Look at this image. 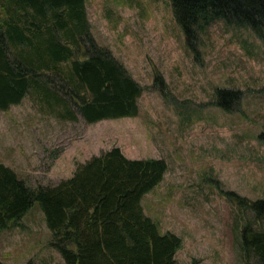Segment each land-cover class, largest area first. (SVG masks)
Listing matches in <instances>:
<instances>
[{
    "label": "rangeland",
    "instance_id": "374dc122",
    "mask_svg": "<svg viewBox=\"0 0 264 264\" xmlns=\"http://www.w3.org/2000/svg\"><path fill=\"white\" fill-rule=\"evenodd\" d=\"M85 8L95 42L143 89L137 117L88 125L71 106L72 122L30 94L0 112V163L35 188L57 185L78 164L114 147L128 159H163L164 178L141 204L161 233L181 238L177 263L258 264L244 260L241 249L242 229L254 215L228 194L264 200L263 42L249 27L214 20L199 33L194 52L169 0H85ZM156 75L165 86L155 83ZM218 89L241 93L234 111L213 104ZM57 93L69 111L68 96ZM5 237L10 242L3 246ZM50 239L34 204L0 233V263L64 264Z\"/></svg>",
    "mask_w": 264,
    "mask_h": 264
},
{
    "label": "trees",
    "instance_id": "16d2710c",
    "mask_svg": "<svg viewBox=\"0 0 264 264\" xmlns=\"http://www.w3.org/2000/svg\"><path fill=\"white\" fill-rule=\"evenodd\" d=\"M169 1L194 52L199 33L214 20L249 27L264 44V0ZM56 77L60 84L51 82ZM157 82L165 86L159 75ZM57 92L68 96L69 111ZM142 92L111 51L91 36L85 0H0V112L34 94L39 105L61 119L74 122L71 106H76L84 122L93 125L137 117ZM216 95L213 104L225 112L239 105V91L218 89ZM58 107L62 111L55 112ZM166 170L163 159H128L114 147L78 164L57 185L31 188L0 163V233L37 204L51 233L49 245L64 264H178L181 238L161 233L141 204ZM228 195L254 215L241 232L244 260L254 257L264 264V200Z\"/></svg>",
    "mask_w": 264,
    "mask_h": 264
},
{
    "label": "crops",
    "instance_id": "0c3cea01",
    "mask_svg": "<svg viewBox=\"0 0 264 264\" xmlns=\"http://www.w3.org/2000/svg\"><path fill=\"white\" fill-rule=\"evenodd\" d=\"M7 238H8V237H7ZM5 240H6V237H5V239L3 240V242H2V243H3V246H5L7 243L10 242V241H8V240H7V242H5ZM0 264H3V263H0Z\"/></svg>",
    "mask_w": 264,
    "mask_h": 264
}]
</instances>
